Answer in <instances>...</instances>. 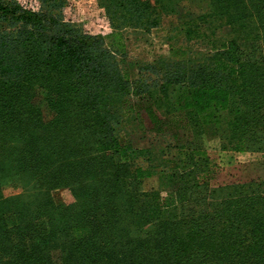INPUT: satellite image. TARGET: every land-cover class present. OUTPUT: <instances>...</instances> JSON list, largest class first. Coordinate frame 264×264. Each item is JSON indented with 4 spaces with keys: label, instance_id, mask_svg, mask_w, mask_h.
<instances>
[{
    "label": "trees",
    "instance_id": "1",
    "mask_svg": "<svg viewBox=\"0 0 264 264\" xmlns=\"http://www.w3.org/2000/svg\"><path fill=\"white\" fill-rule=\"evenodd\" d=\"M180 1L109 0L104 34L69 0H0V264H264V179L216 184L202 138L214 123L225 148L264 150V0H209L132 79L122 29ZM127 112L178 153L135 141Z\"/></svg>",
    "mask_w": 264,
    "mask_h": 264
},
{
    "label": "rangeland",
    "instance_id": "2",
    "mask_svg": "<svg viewBox=\"0 0 264 264\" xmlns=\"http://www.w3.org/2000/svg\"><path fill=\"white\" fill-rule=\"evenodd\" d=\"M108 3L109 0H69L65 15L68 19L81 22L93 32L110 33L112 27L106 10ZM210 10L209 0H181L176 5L175 11L164 16L161 25L150 31L130 26L124 27L122 38L127 46V56L123 59V66L126 73L132 79H138L139 68L142 65L170 55L171 37L176 34L178 25L184 20L198 17ZM6 27L7 23L0 20V29ZM231 29L230 25H224L218 32L226 34ZM121 128L131 134L139 144L141 138H146L152 146L164 148L169 156L178 153V143L171 132L155 135L140 129L139 119L135 112H127L121 118ZM224 133L223 129L212 123L206 126V133L202 136L204 147L217 164L218 169L214 182L225 184L264 179V150L241 151L225 148ZM133 166L134 168L146 167L148 163L141 159L135 161ZM153 184L154 187H149ZM142 187L146 190L161 189L160 174L148 179L147 183L144 180ZM17 190L10 186L5 192L11 194ZM52 194L58 205H64L72 198L68 186L55 187Z\"/></svg>",
    "mask_w": 264,
    "mask_h": 264
},
{
    "label": "crops",
    "instance_id": "3",
    "mask_svg": "<svg viewBox=\"0 0 264 264\" xmlns=\"http://www.w3.org/2000/svg\"><path fill=\"white\" fill-rule=\"evenodd\" d=\"M149 180H150V178H149ZM147 182H148V181H147ZM149 187H154V184H153V186H149ZM149 187H148V188H149Z\"/></svg>",
    "mask_w": 264,
    "mask_h": 264
}]
</instances>
